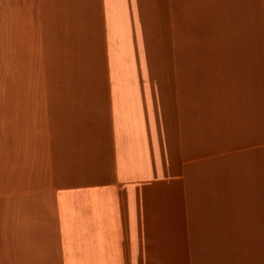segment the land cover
I'll use <instances>...</instances> for the list:
<instances>
[{
    "label": "crops",
    "instance_id": "crops-1",
    "mask_svg": "<svg viewBox=\"0 0 264 264\" xmlns=\"http://www.w3.org/2000/svg\"><path fill=\"white\" fill-rule=\"evenodd\" d=\"M0 264H264V0H0Z\"/></svg>",
    "mask_w": 264,
    "mask_h": 264
}]
</instances>
